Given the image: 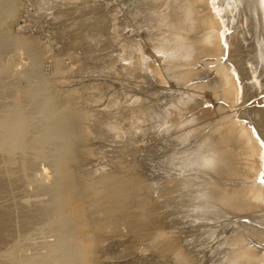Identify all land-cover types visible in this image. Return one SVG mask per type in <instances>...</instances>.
<instances>
[{
  "label": "bare ground",
  "instance_id": "6f19581e",
  "mask_svg": "<svg viewBox=\"0 0 264 264\" xmlns=\"http://www.w3.org/2000/svg\"><path fill=\"white\" fill-rule=\"evenodd\" d=\"M57 1L82 74L124 85L92 83V128L149 176L165 264H264V0Z\"/></svg>",
  "mask_w": 264,
  "mask_h": 264
},
{
  "label": "rangeland",
  "instance_id": "374dc122",
  "mask_svg": "<svg viewBox=\"0 0 264 264\" xmlns=\"http://www.w3.org/2000/svg\"><path fill=\"white\" fill-rule=\"evenodd\" d=\"M51 4L0 0V213L6 217L0 264H165L149 176L140 161L128 173L122 143L105 139L102 126L98 133L92 128L95 105L86 99L96 92L92 83L109 84L98 87L101 96L110 85H124L105 72L82 74L86 52L64 36L73 21L64 19L65 8L72 4Z\"/></svg>",
  "mask_w": 264,
  "mask_h": 264
}]
</instances>
